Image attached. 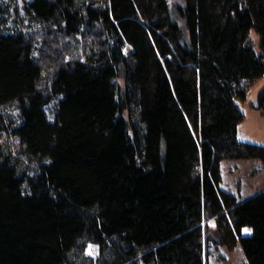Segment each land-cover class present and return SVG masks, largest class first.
I'll list each match as a JSON object with an SVG mask.
<instances>
[{
    "label": "trees",
    "instance_id": "16d2710c",
    "mask_svg": "<svg viewBox=\"0 0 264 264\" xmlns=\"http://www.w3.org/2000/svg\"><path fill=\"white\" fill-rule=\"evenodd\" d=\"M178 12L186 37L167 0H29L26 28L0 2V137L38 166L19 172L0 143V264H206L237 245L264 264V190L230 192L220 167L264 161L237 140L264 0ZM246 106L264 115V89Z\"/></svg>",
    "mask_w": 264,
    "mask_h": 264
},
{
    "label": "rangeland",
    "instance_id": "374dc122",
    "mask_svg": "<svg viewBox=\"0 0 264 264\" xmlns=\"http://www.w3.org/2000/svg\"><path fill=\"white\" fill-rule=\"evenodd\" d=\"M29 0H0L2 9L8 14V26L15 24L16 28H26V16L23 17L22 8ZM171 17L181 28L184 37L186 30L184 21L179 16L178 9L183 5V0H167ZM14 22V23H13ZM25 22V24L23 23ZM13 23V24H12ZM32 28V26H29ZM251 40L257 43V34L252 30L250 32ZM128 51H126L127 53ZM264 89V75L260 77L249 88L246 93V99L241 106L245 117L237 128V140L244 143H251L264 146V115L258 111L247 107V104L255 105L257 97ZM4 110V111H3ZM2 110L3 113H9V117L15 120L17 110L15 106L9 105ZM0 143L4 152L16 159L19 172H25L26 169H38L33 159H30L24 152L20 140L15 134L8 130L2 133ZM222 183L221 187L229 190L241 197L250 196L258 191L264 190V161L259 159L251 160H223L220 162ZM251 233L250 228L245 227L242 234L247 236ZM85 253L89 256H96L97 249L88 245ZM206 264H246L240 245H237L232 251L225 247H210L206 258Z\"/></svg>",
    "mask_w": 264,
    "mask_h": 264
},
{
    "label": "crops",
    "instance_id": "0c3cea01",
    "mask_svg": "<svg viewBox=\"0 0 264 264\" xmlns=\"http://www.w3.org/2000/svg\"><path fill=\"white\" fill-rule=\"evenodd\" d=\"M263 191V190H262ZM259 192V191H258ZM244 198V197H243Z\"/></svg>",
    "mask_w": 264,
    "mask_h": 264
}]
</instances>
